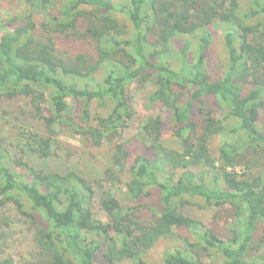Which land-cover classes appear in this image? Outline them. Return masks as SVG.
Instances as JSON below:
<instances>
[{"label":"trees","instance_id":"1","mask_svg":"<svg viewBox=\"0 0 264 264\" xmlns=\"http://www.w3.org/2000/svg\"><path fill=\"white\" fill-rule=\"evenodd\" d=\"M241 1L23 0L24 12L0 17V98L28 99L41 125V135L28 136L23 152L40 160L58 157L52 155L62 145L56 127L66 121L94 146L112 144V166L128 177L121 200L100 191L104 221L96 220L91 183L73 170L35 171L11 160L0 138V207L12 203L33 228L38 260L23 264H148L145 253L160 241L172 243L163 264H206L208 257L215 264H254L245 256L255 232L264 229V175L239 176L235 168L244 163L248 169L249 152L264 160V135L257 129L264 103V24L258 20L264 0H247L245 10ZM33 8L43 22L35 20ZM117 14L128 28L114 19ZM213 24L221 27L224 53L217 80L206 67ZM59 36L90 38L94 60L77 58L71 65L58 58L53 39ZM174 40L182 50L171 53ZM149 81L145 103L168 113L178 145L166 146L160 118L148 117L140 121L141 153L132 157L117 142L133 116L126 88ZM94 100L109 108L106 116H92ZM67 102L79 104L78 121L66 119ZM215 138L224 139L213 155L209 143ZM151 191L152 209L141 203ZM184 199L234 209L233 236L220 241L183 216ZM138 208L149 216L141 220Z\"/></svg>","mask_w":264,"mask_h":264},{"label":"rangeland","instance_id":"2","mask_svg":"<svg viewBox=\"0 0 264 264\" xmlns=\"http://www.w3.org/2000/svg\"><path fill=\"white\" fill-rule=\"evenodd\" d=\"M247 0L241 1V8L246 9ZM28 9L24 5L23 0H0V17L8 14H19ZM35 20L43 22L45 17L40 10L32 9ZM124 27L128 28L126 20L120 15L113 16ZM264 24V18H259ZM84 28L79 30L83 32ZM212 36L211 46L207 52V75L210 79L217 80L223 71V42L221 35V27L213 24L210 28ZM264 32V26H263ZM156 37H149V41H153ZM55 54L65 62L74 65L77 58L86 60H94L93 54L94 43L88 37H65L59 36L53 39ZM169 50H182V42L174 40L169 45ZM191 52L188 53L190 55ZM190 57V56H189ZM193 61V60H192ZM104 74L101 68L96 72L95 79L99 81ZM151 91L150 81L141 86L138 83H132L127 86V96L131 101V109L133 116L126 121V127L120 133V139L117 142L125 146V149L130 152L132 157L137 153H141V139H139L140 121L148 117H159L161 121V141L166 146L175 147L178 145V140L175 137L173 123L170 121L168 113L160 109L158 106L149 107L145 103V98ZM70 108L66 119H72L73 122L78 121L80 111L77 102H67ZM92 116L104 117L108 114L109 108L101 107V104L96 100L91 104ZM34 111L29 104L28 99L14 98L8 100L0 98V138L11 160L26 163L35 171H44L50 173H63L68 170H73L89 184L93 185L95 197L90 205L91 213L94 219L103 220L104 216L101 212L98 199L100 191L107 190L115 194L116 199H122L123 185L128 180L127 175L116 170L111 163V145L108 141H104L100 147L94 146L92 142L85 141L71 131V129L63 121L56 127L58 132V140L61 141V148L54 150L52 155L58 157L40 160L31 154H26L24 146L31 141H27L28 136L33 133L40 134L41 125L34 116ZM42 115L48 117L46 107L42 106ZM257 129L264 135V103L259 110V120ZM41 135V134H40ZM224 138H215L209 143L210 152L215 155L221 142ZM249 152L246 155L245 162L236 166L235 172L241 176L257 177L264 175V160L263 155H251ZM51 155V156H52ZM67 155L65 159H62ZM110 172L114 179H110L107 175ZM121 172V173H120ZM155 193L151 191V195L146 196L142 200L146 208L156 207ZM125 206L124 203H122ZM183 206H180V211L183 216L200 222L206 229L213 233L218 240L225 241L233 236V228L237 223L236 212L227 205H222L218 208L207 206L200 199H184ZM126 207H131L126 205ZM133 207V206H132ZM141 217V220L146 219L149 215L141 208L135 214ZM140 219V218H139ZM104 221V220H103ZM174 234L182 238H190L185 230H175ZM33 228L27 218L20 214L12 203H7L0 207V264H23L25 262H35L38 257L35 255L36 250L32 243ZM172 243L170 241H160L151 250L147 251L144 259L148 264H163L161 257L163 252L170 250ZM246 260L254 264H264V229L259 227L255 232L251 241V249L246 254ZM217 259L213 257L203 258L206 264H215ZM115 264H129L125 261Z\"/></svg>","mask_w":264,"mask_h":264}]
</instances>
